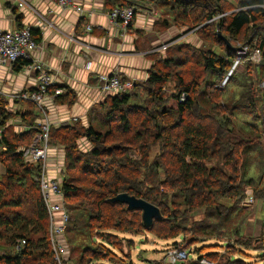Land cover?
<instances>
[{
    "label": "trees",
    "instance_id": "trees-1",
    "mask_svg": "<svg viewBox=\"0 0 264 264\" xmlns=\"http://www.w3.org/2000/svg\"><path fill=\"white\" fill-rule=\"evenodd\" d=\"M147 1L105 0V7L110 12L154 6L161 13L155 27L164 23L192 30L222 49L169 39L165 52L150 49L149 55L166 56L157 55L148 77L135 81L129 93L107 95L88 109L85 119L52 124L49 144L59 146L61 190L70 212L61 263L51 241L41 164L27 160L23 151L38 131L39 112L22 99L10 108L8 98L0 95V244L7 247L0 264L125 263L135 240L121 234L146 232L164 240L182 237L173 246L198 254L187 257L188 264L202 259L264 262V221L259 237H247V212L241 214L248 189L264 202V0ZM135 12L127 28L137 35L140 50L143 30L134 26ZM217 15L222 17L212 20ZM32 34L41 39L34 29ZM235 41L247 47L237 64L240 47ZM256 50L259 61L251 58ZM26 64L13 68L20 71ZM76 99L69 89L55 102L72 106ZM18 118L21 125L13 123ZM122 192L154 203L162 218L145 227L136 210L109 201ZM199 210L203 218L193 220L191 213ZM244 250L251 261L245 260Z\"/></svg>",
    "mask_w": 264,
    "mask_h": 264
},
{
    "label": "crops",
    "instance_id": "crops-1",
    "mask_svg": "<svg viewBox=\"0 0 264 264\" xmlns=\"http://www.w3.org/2000/svg\"><path fill=\"white\" fill-rule=\"evenodd\" d=\"M26 1L35 11L18 8L14 0H0V30L28 25L40 33V49L36 56L58 77L57 85L75 92L77 99L72 106L56 103L51 106L49 114L54 124L67 118L85 119L88 109L105 98L99 90L101 74H117L130 81L148 77L152 62L147 56L151 50H138L133 30L115 25L109 19L105 0H76L85 9L82 15L62 8L56 0ZM139 17L141 19L135 20V28H152L151 16L140 14ZM88 23L94 27L92 32L85 30ZM138 44L141 46L140 41ZM37 85V72L30 68L16 71L10 66L0 67L1 96L3 93L9 97ZM50 174H56L53 167ZM163 262L173 264L167 257Z\"/></svg>",
    "mask_w": 264,
    "mask_h": 264
},
{
    "label": "built area",
    "instance_id": "built-area-1",
    "mask_svg": "<svg viewBox=\"0 0 264 264\" xmlns=\"http://www.w3.org/2000/svg\"><path fill=\"white\" fill-rule=\"evenodd\" d=\"M18 8H27L35 11L33 7L27 3L26 0H14ZM58 5L62 8H69L75 10L82 15L85 9L82 4L76 0H56ZM109 19L115 25H121L127 28L135 17V9L132 6L116 7L108 12ZM94 27L88 23L85 26L87 32H92ZM33 28L31 26H23L13 30H0V67L10 66L13 67L16 63L26 61L24 65L37 72V87L31 89H23L16 93L11 94L6 98L13 102L15 99H22L31 101L35 104L39 112L40 119L37 120V133L32 142L27 147L23 148L24 156L27 160L41 164L40 185L43 198L47 205L50 215V235L55 251L56 259L61 263V257L67 254V247L65 245L64 232L66 225L70 221V212L65 204L63 192L61 190V183L63 180V169L60 164L57 149L49 144V132L52 124H54L49 110L52 105H55L57 96L64 94L68 90L57 85L58 77L53 74L47 66L39 60L36 56L40 49V42L35 39L32 34ZM170 42L163 43L153 51H164ZM247 47H244L239 54L246 53ZM253 60H260V51L256 50L252 57ZM237 61L236 63H238ZM99 90L103 97L109 94L129 93L133 89L135 81H130L121 75H107L101 74L99 77ZM184 99V96L183 98ZM10 107V106H9ZM72 119H63L57 124L72 123ZM30 127H24L28 130ZM2 129H0V139ZM55 157L57 162H51ZM51 167L55 171V175L50 174ZM252 193V191H251ZM246 203L255 204L254 197L247 198ZM57 234L60 238L57 239ZM171 263H176L178 260H184L188 257L186 251H181L176 247L168 252ZM201 264H214L213 262L202 259Z\"/></svg>",
    "mask_w": 264,
    "mask_h": 264
},
{
    "label": "rangeland",
    "instance_id": "rangeland-1",
    "mask_svg": "<svg viewBox=\"0 0 264 264\" xmlns=\"http://www.w3.org/2000/svg\"><path fill=\"white\" fill-rule=\"evenodd\" d=\"M145 2H148L147 0H145ZM148 4V3H146ZM133 7V6H132ZM135 11H137L138 13L136 14V18L135 20L138 21L139 19H141L139 17L140 14H146L147 16H151V21H152V28L151 29H146V28H139L143 30V33L140 34V38L139 41L141 42V46L139 44V49L141 50H150L153 47L158 48L160 45H162L163 43H166L165 41L169 40V39H175V41H179V42H190L192 44H196L198 47L200 48H205V50H209V49H213L216 51H219L218 49H222V45L221 46H217L214 43H207L204 40H202L199 35L197 33H195V31L192 30H188L186 32H183L185 28H179L175 25H171V26H166V24L161 23L156 25L155 27V23L157 21H159V19L161 18V13L159 11L158 8L156 7H152V9L149 8H145V7H137V9L135 8ZM136 13V12H135ZM222 17V15H217L214 19L212 20H218ZM136 25V24H135ZM187 30V29H185ZM151 32L150 34H147ZM183 35V36H182ZM182 36V37H181ZM180 37V38H179ZM237 42V46L240 47L239 52L244 49V47L240 44L241 41H235ZM155 49V48H154ZM165 52V51H164ZM164 52H160V54H155V55H149L147 56V58L149 60H151V62L153 63L154 60L156 59V56L158 55V57H165L166 53ZM238 52V54H239ZM144 54V53H143ZM245 53H241L239 54L238 59L235 61V64H237L236 62L241 60L242 55H244ZM264 86V83H262V86ZM264 88V87H263ZM87 121V119H86ZM14 124H22V121L20 118L16 119L13 121ZM87 142L85 139H83V146L86 147ZM54 148H56L57 150L59 149V146H55L53 145ZM89 146V145H88ZM4 172V168L2 166V164H0V174ZM247 198L253 197L252 193H251V189H248L247 191ZM243 208H245V211L241 214H244L247 212L246 217L244 219V223H243V229L244 232L246 233L247 237H259L262 233V226H263V221H264V202L263 201H257L255 204H248L246 203V205L242 206ZM137 211V215L135 216L136 218H141L142 215V211L140 210H136ZM139 211V212H138ZM193 220H201L203 218V213L202 210L199 211H194L191 213ZM121 236H125L127 238H131L134 239L135 244H134V249L132 250V256L131 258H125V263H129V264H165L163 261L165 259V257H167V259L170 261L169 256H168V252L171 249H174L175 247L173 246L174 242H181L182 241V237H178L176 239H169V240H164V239H160L158 238V236H156L155 234L151 233V232H146V233H142L139 235H135V234H121ZM60 238V235L57 234V239ZM26 241H21L20 243L22 245H25ZM215 241H209L207 243H214ZM6 245L5 244H0V253L1 252H6ZM11 249V248H10ZM19 252H16V254H18ZM119 253V257H122L121 253ZM229 253H232L231 251ZM247 253H253L252 251H248ZM255 253V252H254ZM243 255H246L245 260L246 261H251L252 258H248L247 254L244 251H242ZM198 254L195 252H188V260L192 259V258H197ZM237 258H239L240 256L237 254L236 255ZM186 259L184 260H178L176 262V264H183V262H185ZM106 264H125L124 262H117V263H112L111 261H107L105 262ZM257 264H264L263 261H261L260 259L257 258ZM67 264H72V262H69ZM168 264V263H167ZM175 264V263H173Z\"/></svg>",
    "mask_w": 264,
    "mask_h": 264
},
{
    "label": "water",
    "instance_id": "water-1",
    "mask_svg": "<svg viewBox=\"0 0 264 264\" xmlns=\"http://www.w3.org/2000/svg\"><path fill=\"white\" fill-rule=\"evenodd\" d=\"M219 36L224 39L228 47H232L229 40H227L223 35L219 33ZM240 50V48H238ZM112 203H122L126 204L131 210H141L142 211V220L145 227H151L155 220L162 218V212L160 208L152 202L144 198H138L135 195H131L127 192H122L116 196L109 199Z\"/></svg>",
    "mask_w": 264,
    "mask_h": 264
}]
</instances>
